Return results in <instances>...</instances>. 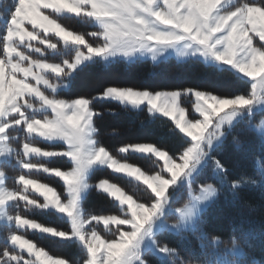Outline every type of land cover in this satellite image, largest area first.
<instances>
[{
    "label": "snow or ice",
    "instance_id": "obj_1",
    "mask_svg": "<svg viewBox=\"0 0 264 264\" xmlns=\"http://www.w3.org/2000/svg\"><path fill=\"white\" fill-rule=\"evenodd\" d=\"M73 18L94 30L61 23ZM173 55L248 89L230 95L193 87L107 84L92 95L77 89L89 69L147 58L168 62ZM100 102L127 115L146 112L140 126L176 137L178 149L154 143L118 149L147 159L152 173L118 162L100 139ZM228 144L245 154L251 172L234 178L218 158ZM58 162L67 167L46 166ZM13 168L20 170L16 177L5 171ZM102 169L124 174L131 189L106 179L93 184ZM36 174L57 180L62 190L38 182ZM9 179L19 187L9 188ZM93 190L117 212L87 209ZM246 193H258L259 203L245 201ZM244 204L264 212V0H0V264H264V254L249 252L236 235L226 243L206 230L209 209ZM21 207L56 216L69 229L25 218ZM29 230L76 249L80 258L52 255L17 234ZM162 237L195 239L200 252L190 250L186 259Z\"/></svg>",
    "mask_w": 264,
    "mask_h": 264
},
{
    "label": "trees",
    "instance_id": "obj_2",
    "mask_svg": "<svg viewBox=\"0 0 264 264\" xmlns=\"http://www.w3.org/2000/svg\"><path fill=\"white\" fill-rule=\"evenodd\" d=\"M66 23V27L70 30L84 32L77 29L80 22L75 18L66 19ZM87 29L92 30V28L88 27ZM107 84L149 88L153 91L193 87L200 90L212 91L217 95H230L233 92L244 93L248 89V85L242 81L231 80L225 83L215 78L199 63L194 61L177 62L174 59L157 64H153L150 61H142L132 65L121 63L106 71L89 69L78 78L77 89L81 94L92 95L99 92ZM96 107L104 113L103 118L98 121V127L104 133L100 139L119 161H127L148 173H152L155 169L149 168L147 159L134 154L122 155L118 152V149L124 145L135 143H154L170 151H176L179 147V141L176 137L157 131L153 127L140 126L141 120H148L146 112L139 115H127L118 105L105 102L97 103ZM106 109H114L120 114H109L105 111ZM256 122L258 123L259 120ZM240 139L244 140L246 137L241 136ZM218 158H221L226 163V166L233 171L234 178L244 171L251 172L250 161L246 159L243 152L235 151L231 144L225 146V150L219 154ZM66 167L64 166L63 168ZM102 178H108L123 186L126 191L132 187L131 182L126 178L112 175L106 170L98 171L92 177L91 182L94 184ZM50 180L51 184L62 190L57 180ZM201 180L203 181L204 177H201ZM244 200L252 205H257L259 203V195L258 193H246ZM85 207L95 214H115L117 212V208L112 200L106 195L98 194L96 190L91 192L85 203ZM20 211L23 216L34 219L45 226L55 227L60 230L69 229L67 222L60 220L56 216L43 215L38 212L29 214L23 208ZM206 220V230L211 236H219L227 243L231 235H236L240 243L249 252H254L257 256L264 254V235H261L264 233V212L259 210L253 211L247 204H244L240 208L221 205L217 208L209 209ZM233 227L237 229L235 233L232 231ZM249 230L254 231L255 236L245 239L242 232ZM27 236L52 255L65 258L71 257L73 259L80 258V254L74 248L54 244L51 240L42 238L39 234L28 232ZM161 242H167L172 246L178 247L181 255L186 259L191 258L190 250H194L197 253L200 252L198 242L195 239H191L190 242H181L177 238L162 237ZM2 247L3 243L0 241V250H2ZM149 259L152 258L150 257ZM153 264H155L154 260Z\"/></svg>",
    "mask_w": 264,
    "mask_h": 264
},
{
    "label": "rangeland",
    "instance_id": "obj_3",
    "mask_svg": "<svg viewBox=\"0 0 264 264\" xmlns=\"http://www.w3.org/2000/svg\"><path fill=\"white\" fill-rule=\"evenodd\" d=\"M61 23L64 24V25L66 26V24H67V23H66V19H62V20H61ZM87 27H88V28H91V27H89V26H85L84 24L80 23V25H79V27H77V29H78V30H83L84 32H86V31L89 32V31L94 30V29H92V30H88ZM49 59H50V61L59 62L61 58H59V57H55V58H53V57L50 56ZM171 59H174V60H176L177 62H185V61H181V60H180L179 58H177L175 55H173V57H172ZM144 61H150V62H152L153 64L160 63V62L154 63L153 61H151L150 58H147V59H145ZM185 103L187 104L188 101H186ZM189 106H190V105H189ZM258 123H259V122H258ZM38 146H41V147H48L47 145H38ZM127 154H130V153H126V154H122V155H127ZM114 158L117 159V161L120 162V163H127V164H129V165H132V164H130V163L127 162V161H119L118 158L115 157V156H114ZM42 163H46V162H42ZM46 166H56V167L63 168L64 166L66 167L67 164L62 163V162H58V163L55 164V165H48V164H46ZM132 166H134V165H132ZM103 170L109 171V173H111L112 175H115V176H121V177H124V178H125V175H124V174L114 173L113 170H111V169H102V170H100V171H103ZM5 171L7 172V174H8L10 177H16V176H18V175L20 174V170H19V169H15V168H13V169H5ZM32 178L37 179V181L40 182V183L49 184L50 186L56 188L58 192L61 191V190H60L59 188H57L55 185L51 184V183H50V181H51L50 178L47 177V176H45L44 174H36V175L33 176ZM103 179L108 180L110 183H115V182L111 181V180L108 179V178H102L101 180H103ZM126 179H127V178H126ZM127 180L130 181L129 179H127ZM99 181H100V180H99ZM99 181H98V182H99ZM6 183H7V186H8L9 188H11V189H15V188H18V187H19V186L15 183L14 179H9ZM96 183H97V182H96ZM94 184H95V183H94ZM115 184H116L117 186L121 187L123 190H125L123 186H121V185H119V184H117V183H115ZM125 191H126V190H125ZM35 195L38 196L39 194H35ZM185 199H186V198H185ZM40 200H41V202H42V201H43V198L40 197ZM178 205H180V204H178ZM177 207H178V206H177ZM21 208H22V207H21ZM20 210H21V209H20ZM20 212H21V211H20ZM27 212H28L29 214H34V213H36V212H32V211H30V210H27ZM24 217H25V216H24ZM25 218L31 219V218H29V217H25ZM32 220H34V219H32ZM175 220H176V218H175V216H173V217H170L169 222H170V223H175ZM34 221H36V220H34ZM36 222H38V221H36ZM39 223H40V222H39ZM42 225H43V224H42ZM43 226H45V225H43ZM28 232L31 233V234H33L31 230H29V231H27V232H18L17 234L23 235L26 239L31 240V239L27 236V233H28ZM31 241H32V240H31ZM32 242H33V241H32ZM34 243H35V242H34ZM35 244H36V243H35ZM36 245H37V244H36ZM37 246H38V245H37ZM38 247H40V246H38Z\"/></svg>",
    "mask_w": 264,
    "mask_h": 264
}]
</instances>
